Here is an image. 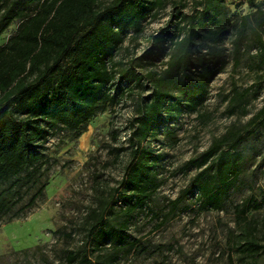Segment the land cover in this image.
<instances>
[{"label": "trees", "instance_id": "16d2710c", "mask_svg": "<svg viewBox=\"0 0 264 264\" xmlns=\"http://www.w3.org/2000/svg\"><path fill=\"white\" fill-rule=\"evenodd\" d=\"M101 1L0 0V37L12 24L18 25L0 46V221L23 200L24 183L38 187L37 191L11 218L24 215L25 207H33L43 196L47 184L38 183L48 161L45 151L50 137L59 130L81 135L98 113L126 94L127 81H141L143 75L134 65L115 58L128 36L141 33L145 21L160 8L171 4L174 12L153 36L145 55L155 61L169 50L168 60L161 73H148L153 91L139 106L134 119L137 126L129 134V142L137 145L126 176L128 198L133 201L129 210L142 207L161 185L153 172L160 156L142 146L143 141L178 119L184 110H200L211 82L226 68L221 37L231 18L224 0H192L197 9L191 15L182 12L189 0H112L100 6ZM247 2L252 11L237 21L232 60L234 69L245 62L255 79L247 87L234 81L227 106L231 115L245 114L250 97H258L264 86V0ZM185 21L186 26H181ZM263 129L264 102L244 126L231 127L187 162V167L200 171L172 202L165 218L189 193L194 194V187L199 191L200 210L225 209L226 198L243 171V146ZM263 205L264 197L252 196L234 205L241 228L234 250L242 255V264H264L260 261L264 257V222L249 216V211ZM89 234L99 249L124 239L122 225H112L100 212ZM137 241L114 246L117 249L112 252H99L95 260L84 252L80 261L116 264V253L131 251ZM78 257L68 253L70 262Z\"/></svg>", "mask_w": 264, "mask_h": 264}, {"label": "rangeland", "instance_id": "374dc122", "mask_svg": "<svg viewBox=\"0 0 264 264\" xmlns=\"http://www.w3.org/2000/svg\"><path fill=\"white\" fill-rule=\"evenodd\" d=\"M111 1L102 0L100 6ZM224 2L231 18L221 37L228 59L225 70L211 82L200 110H184L178 119L142 143L160 156L153 169L161 184L157 191L142 207L129 210L133 201L128 198L131 194L126 176L137 145L128 138L137 126L134 119L139 106L153 91L154 82L147 75L166 68L169 50L155 61L145 53L154 41L153 36L170 21L174 12L171 4L146 20L141 33L130 34L117 52L115 59L127 66L134 65L143 75L141 81H127L126 94L98 113L81 135L59 130L46 143L48 161L38 183L47 184L44 194L33 207H25L24 215L11 218L37 191L38 187L24 183L23 200L0 221V264H84L80 261L82 253L87 252L95 260L99 252L129 246L126 242L134 239L138 241L131 251L121 249L122 253H116V264H242V255L234 250V239L241 235L234 205L251 196L258 200L264 197V129L243 146V171L226 198L225 209L200 210L199 191L194 187V194L189 193L168 219L164 216L200 171L187 167V162L231 127L244 126L264 102L263 86L258 97H250L245 114L231 115L227 111L234 81L247 87L254 82L255 74L245 62L234 69L232 60L235 26L239 17L252 8L247 0ZM195 5L189 0L182 12L195 14ZM186 21L180 25L186 26ZM17 26L14 23L3 33L0 46ZM98 212L112 225H122L124 239L117 245L112 242L101 249L95 247L89 230L97 221ZM249 216L264 222V205L249 211ZM70 251L79 256L73 262L68 259ZM263 260L261 257L260 261Z\"/></svg>", "mask_w": 264, "mask_h": 264}]
</instances>
